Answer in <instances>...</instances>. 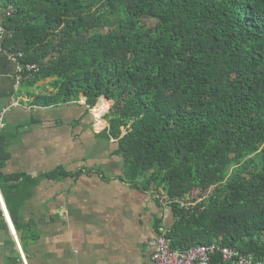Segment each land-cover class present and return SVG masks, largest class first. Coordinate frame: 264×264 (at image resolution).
I'll return each instance as SVG.
<instances>
[{
  "label": "trees",
  "instance_id": "16d2710c",
  "mask_svg": "<svg viewBox=\"0 0 264 264\" xmlns=\"http://www.w3.org/2000/svg\"><path fill=\"white\" fill-rule=\"evenodd\" d=\"M0 1L15 7L1 47L38 64L28 84L56 89L33 104L104 96L100 116L113 101L103 134L123 179L165 197L172 250L216 243L264 260V0ZM9 157L1 133L0 192L23 247L15 197L30 179L4 173Z\"/></svg>",
  "mask_w": 264,
  "mask_h": 264
},
{
  "label": "crops",
  "instance_id": "0c3cea01",
  "mask_svg": "<svg viewBox=\"0 0 264 264\" xmlns=\"http://www.w3.org/2000/svg\"><path fill=\"white\" fill-rule=\"evenodd\" d=\"M10 54L0 45V134L10 155L4 173L30 181L15 197L23 247L0 192L8 229L0 222V264H150L158 226H171L174 216L162 193L123 179L118 140L103 134L111 106L99 116L93 111L104 96L94 107L83 95L33 104L37 94L56 92L52 78L17 82ZM54 170V178H41Z\"/></svg>",
  "mask_w": 264,
  "mask_h": 264
},
{
  "label": "built area",
  "instance_id": "2783aa9c",
  "mask_svg": "<svg viewBox=\"0 0 264 264\" xmlns=\"http://www.w3.org/2000/svg\"><path fill=\"white\" fill-rule=\"evenodd\" d=\"M2 16H13L15 12L14 5L7 7L0 5ZM10 35L9 31L4 27L3 20L0 21V43L4 38ZM10 57L17 63L16 79L26 81L39 71L36 63H22L20 58L21 52H11ZM17 85H15V88ZM1 124V118H0ZM198 201H189L182 203V206L189 208ZM169 228H163L154 240V250L151 256L150 264H264V260L255 261L252 255H246L238 249L229 248L219 244L198 245L187 250H172L171 240L169 238ZM24 260V259H23ZM24 264H26L24 260Z\"/></svg>",
  "mask_w": 264,
  "mask_h": 264
},
{
  "label": "rangeland",
  "instance_id": "374dc122",
  "mask_svg": "<svg viewBox=\"0 0 264 264\" xmlns=\"http://www.w3.org/2000/svg\"><path fill=\"white\" fill-rule=\"evenodd\" d=\"M0 3H1V1H0ZM2 4V3H1ZM3 6V5H2ZM7 7V6H6ZM98 30H100V28H96V29H94L93 31H98ZM113 104L111 103V106H112ZM195 195H198L199 194V197H201L202 199L206 196V194H200V191H196L195 193H194Z\"/></svg>",
  "mask_w": 264,
  "mask_h": 264
},
{
  "label": "water",
  "instance_id": "95a60500",
  "mask_svg": "<svg viewBox=\"0 0 264 264\" xmlns=\"http://www.w3.org/2000/svg\"><path fill=\"white\" fill-rule=\"evenodd\" d=\"M105 98H106V97H105ZM100 100H101V99H100ZM100 100H98V101H97V103H99V102H100ZM7 219H8V221H9V224H10V220H9V218H7ZM10 225H11V224H10Z\"/></svg>",
  "mask_w": 264,
  "mask_h": 264
}]
</instances>
